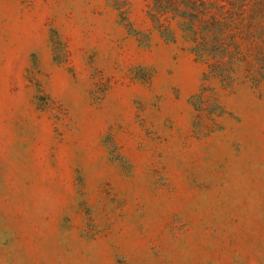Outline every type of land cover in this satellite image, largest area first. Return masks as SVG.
<instances>
[{
    "label": "rangeland",
    "instance_id": "1",
    "mask_svg": "<svg viewBox=\"0 0 264 264\" xmlns=\"http://www.w3.org/2000/svg\"><path fill=\"white\" fill-rule=\"evenodd\" d=\"M244 4L239 52L207 60L152 0H0V264H264V0Z\"/></svg>",
    "mask_w": 264,
    "mask_h": 264
},
{
    "label": "trees",
    "instance_id": "2",
    "mask_svg": "<svg viewBox=\"0 0 264 264\" xmlns=\"http://www.w3.org/2000/svg\"><path fill=\"white\" fill-rule=\"evenodd\" d=\"M213 2L152 0V8L156 13L154 15L169 13L171 17L178 18L186 38L195 43L192 50L199 59L208 60L209 58L216 59L218 53L239 52V39L233 32L239 14L245 13L244 0H238L234 5L232 3L231 12L223 11L224 5ZM241 3L243 4L240 5ZM213 10L217 11L213 12ZM161 31L165 34L166 28H162ZM230 48H233V51H230ZM216 62L221 66V69L218 66V71L223 72L226 63L222 60H216Z\"/></svg>",
    "mask_w": 264,
    "mask_h": 264
}]
</instances>
